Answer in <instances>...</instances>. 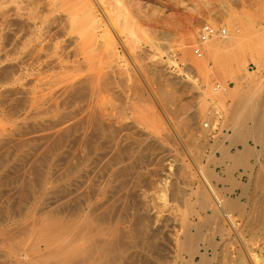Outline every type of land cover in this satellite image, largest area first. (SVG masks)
I'll list each match as a JSON object with an SVG mask.
<instances>
[{"label":"rangeland","instance_id":"1","mask_svg":"<svg viewBox=\"0 0 264 264\" xmlns=\"http://www.w3.org/2000/svg\"><path fill=\"white\" fill-rule=\"evenodd\" d=\"M89 1L0 0V264H9V259L10 264H51L45 261L48 245L62 243L71 231L69 238L77 245L93 240L98 244L102 239L105 243V238L110 242L109 234L119 232L116 241L121 244L115 247L121 251L116 255L112 249L117 259L110 253L108 264H262L264 144L250 137L243 140L246 127L257 124L239 118L235 111L239 98L235 79L264 81V0H238L237 4L223 0V7L222 0H108L102 6L97 0ZM203 26L224 28L227 37L238 43L230 51H221L220 46L212 56L209 45L225 40L211 39L202 46L198 59L193 48ZM236 59L239 70L234 66ZM92 69L100 73L99 99L104 97L105 113L109 111L115 132L108 140L91 126L84 125L91 132L82 128L79 117L73 116V122L68 119V113L77 108L78 94L62 99L74 102L61 103L60 117L33 115L29 99L35 89L60 85L57 90L72 78L90 75ZM261 93L262 100L263 87ZM197 109L200 116L190 128L185 122ZM209 119L218 131L204 130ZM67 126L74 127L70 128L73 134L61 136L59 128L63 133ZM237 129L242 143L235 140ZM94 146L101 151L94 154ZM245 147L262 152L258 161L249 160L250 169L234 162ZM108 160L112 163L109 170ZM198 166L213 173L212 184L220 198L236 206L231 215L241 237L234 229L228 230V222L215 212V201L207 193ZM99 189H104L105 198L96 215L90 216L84 196L97 194ZM100 214H105V225L98 223L103 218ZM142 218L147 219L141 222ZM86 223L94 224L93 229L87 226L94 230L90 234ZM102 232L105 235L95 234ZM253 234L258 240H250ZM225 235L230 237L225 239ZM44 239L49 240L44 243ZM188 240L199 254H189ZM23 254L30 256L27 261H19Z\"/></svg>","mask_w":264,"mask_h":264},{"label":"bare ground","instance_id":"2","mask_svg":"<svg viewBox=\"0 0 264 264\" xmlns=\"http://www.w3.org/2000/svg\"><path fill=\"white\" fill-rule=\"evenodd\" d=\"M105 1H108V0H97V3H99L100 4V6H102V4L105 2ZM235 4H237L238 3V0H232ZM221 2V1H220ZM87 3L88 4H90V1L89 0H87ZM225 3H223V0H222V2H221V4H220V6L221 7H223V6H225L224 5ZM89 12H90V14L94 17L93 18V21H96V14H95V10H94V8H91V9H89ZM103 14H105L106 15V17L110 20V19H112L111 18V15L109 14V13H106L105 11H104V13ZM2 28H3V26H2ZM1 30V29H0ZM3 31V30H2ZM223 40H225V41H220V42H222L221 44H220V42L218 43V41L217 42H212L210 45H209V43H208V45H209V50L210 51H208L209 52V54L210 55H212V56H216L217 54V52L219 51V47L221 46L222 48H223V50H221V51H224V50H229L233 45H235L236 43H238V41L236 40V39H234V38H232L231 36H229V37H227V35L224 37V39ZM211 41V40H210ZM238 45V44H237ZM38 46H40V45H38ZM236 46V45H235ZM22 47H23V45H22ZM208 48V47H207ZM233 48V47H232ZM23 49H24V47H23ZM36 49V48H35ZM39 49V48H38ZM25 50V49H24ZM233 50V49H232ZM238 50V49H237ZM36 51V50H35ZM39 52L41 51V50H38ZM37 51V53H38V55H39V52ZM230 51V50H229ZM236 51V50H235ZM42 52V51H41ZM232 52V51H231ZM229 53V52H228ZM216 54V55H215ZM224 54V53H223ZM236 54V53H235ZM24 55V54H23ZM27 55V54H26ZM33 55V54H32ZM35 55H37L36 53H35ZM37 55V57H35L34 59L35 60H37L36 62H38V60H39V56ZM234 55V54H233ZM237 55H239V54H237ZM244 55V54H243ZM29 56V55H28ZM235 56V55H234ZM233 56V57H234ZM22 57V56H21ZM229 57V56H228ZM232 57V56H231ZM236 57V56H235ZM234 57V58H235ZM218 58V57H217ZM238 58V57H237ZM26 59V58H25ZM45 59V58H44ZM225 59V58H224ZM240 59V58H239ZM231 60H232V58H231ZM42 61V60H41ZM238 59H236L235 60V67H236V69L237 70H239L240 68H239V66H237V63H238ZM241 62V61H240ZM239 62V63H240ZM34 63H35V61H34ZM33 63V64H34ZM41 63V62H40ZM81 63V62H80ZM227 63V62H226ZM232 63H234L233 61H232ZM241 64H243L242 62H241ZM52 65V64H51ZM233 65V64H232ZM48 66H49V64H48ZM58 66V65H57ZM85 66V65H84ZM241 66H243V65H241ZM46 67V66H45ZM52 67V66H51ZM55 67H56V65H55ZM234 67V68H235ZM40 68H42V67H40ZM47 68V67H46ZM88 68V67H87ZM230 68V67H229ZM60 69V68H59ZM72 69V68H71ZM78 69V68H77ZM91 68H89V70H90ZM244 69V68H243ZM58 70V69H57ZM81 70V69H80ZM87 70V69H86ZM56 71V70H55ZM91 71H94L93 69L91 70ZM90 71V72H91ZM39 72V71H38ZM51 72V71H50ZM84 72H85V70H84ZM83 72V73H84ZM95 72V73H94ZM94 72H92L90 75H86L85 77H80V75H79V78H72L71 80H73L71 83H69V85L67 84V82H64L65 83V87L63 86V87H58L57 88V90L55 89L57 86H60V85H57V84H60V83H57L56 85V87H52V89H55V90H52L51 88H47V90H45V91H39V90H41V88L39 89L38 87V89H35L37 92L36 93H34L33 95H32V97L33 98H31V99H29V101H32L33 100V107L35 108L34 110H35V114H33V115H37V116H39V115H41V116H43V115H49L50 113L51 114H53V115H55V116H59V115H61V113H60V111H61V109H60V107H64V106H60L61 105V103H64V102H62V99H63V101H64V98L65 97H71V96H69L70 94L72 95V93H74V94H78L77 96H75V100H77L76 102V105H77V110L75 111L74 110V108H73V110H74V112H70V114L68 113V112H66V113H68V119H72V117L73 116H77V117H79V119L78 120H80L82 123H80L82 126H84V125H86V126H88V127H92V129L93 130H95L94 132H99V134L101 133L102 134V138L104 139L105 138V140H108L109 139V134H112L111 132H113V127H112V124H111V121H110V119H111V116H110V119H109V111H108V115L105 113V108H104V106H105V104H104V97L102 98V99H99V94L101 93L100 91H98V90H100V89H98V84H97V82H98V74H100V73H98V74H96V71H94ZM240 72V71H239ZM36 73H37V71H36ZM48 73H49V71H48ZM82 73V72H81ZM89 73V72H88ZM88 73H86V74H88ZM68 74V73H67ZM44 75V74H43ZM65 75V74H64ZM63 75V76H64ZM81 75H83V74H81ZM39 76L40 75H35V77H37V78H39ZM41 76H42V74H41ZM46 76V75H45ZM66 76V75H65ZM75 76H77V75H75ZM100 76V75H99ZM250 76V75H249ZM62 77V76H61ZM69 77H71V76H69ZM73 77V76H72ZM78 77V76H77ZM263 77V76H262ZM261 78V77H260ZM55 79V78H54ZM65 79V78H64ZM263 79V78H262ZM36 80V84L38 85V84H40V81H39V79H35ZM53 80V79H52ZM101 80V79H100ZM61 81V80H60ZM63 81V80H62ZM67 81V80H66ZM47 82V81H46ZM51 82V81H50ZM49 82V83H50ZM57 82H58V80H57ZM33 83V82H32ZM44 83V82H43ZM49 83L47 84L48 85V87H50V85H49ZM53 83H55V82H53ZM235 83H236V87H239V90H238V96L236 97V98H238L237 100V104H236V113H237V115L239 116V118L240 117H242V116H244V117H246V118H248V119H251V120H253L254 122H256V124L257 125H254V127H251V128H249L248 129V127H246L247 128V131H244V132H242V133H244V138H243V140L244 139H246L247 137L249 138H253V139H255V140H258V142L259 143H261V144H264V139H263V135H264V98H262V100L260 99L261 97V95H262V93H261V89H262V87L264 88V81L263 80H258V79H254V77H250V79H247V78H244V77H238V78H236L235 79ZM42 84V83H41ZM46 84V83H45ZM46 85V86H47ZM51 85H54V84H51ZM63 85V83L61 84V86ZM40 86H45V85H40ZM55 86V85H54ZM136 88V87H135ZM44 89H46V87L44 88ZM35 90H34V92H35ZM137 90V89H136ZM38 91L40 92V93H38ZM140 91V90H139ZM31 92V91H30ZM76 92H78V93H76ZM263 92V91H262ZM29 93V92H28ZM170 93V92H169ZM73 94V95H74ZM171 94V93H170ZM170 94H168L167 93V96H172V95H170ZM72 95V98L74 97ZM30 96V95H29ZM101 96V95H100ZM165 97V99L167 98L168 99V97ZM67 97V98H68ZM102 97V96H101ZM106 98V97H105ZM173 98V97H172ZM69 99H71V98H69ZM68 99V100H69ZM73 100V102H74V99H72ZM23 101V100H22ZM66 101V100H65ZM70 101V100H69ZM104 101V102H103ZM24 102V101H23ZM68 101H66L65 103H67ZM72 101L69 103L68 102V104L69 105H71L72 103H73ZM64 103V104H65ZM235 103H236V101H235ZM25 104V103H24ZM74 105H75V103H74ZM74 105H73V107H74ZM30 107H31V104L29 105ZM40 106H43L44 107V110H42V109H40ZM60 106V107H59ZM42 107V108H43ZM69 106H66V109H71V107H69ZM109 107V106H108ZM107 107V108H108ZM28 109H29V107H28ZM64 109V108H63ZM62 109V110H63ZM33 110V109H32ZM107 110V109H106ZM198 110V109H197ZM194 111L193 112V114L187 119V122H185V125H186V123H187V125L191 128L192 126H193V124H195L196 122V119H198V116H200L199 114H200V111L198 110V111ZM70 111V110H69ZM32 112H34V111H32ZM214 112V111H213ZM63 114V113H62ZM31 115H32V113H31ZM64 115H66V114H64ZM218 114H216V112L214 113V116H217ZM40 117V116H39ZM60 117V116H59ZM63 117V116H62ZM61 117V119H63ZM70 117V118H69ZM234 117V116H233ZM56 118H58V117H56ZM235 118V117H234ZM246 118H245V121H246ZM31 119V118H30ZM54 119V118H53ZM59 119V118H58ZM64 119H67V118H65L64 117ZM68 119H67V121H68ZM214 119V118H213ZM43 120V119H42ZM57 120V119H56ZM76 120V119H75ZM210 120V119H209ZM64 121H66V120H64ZM69 121H71V120H69ZM74 121V119H72V122ZM79 121V122H80ZM210 121H212V124H213V120H210ZM38 122V121H37ZM40 122H42V121H40ZM54 122V121H53ZM61 122V121H60ZM237 122V121H236ZM50 123V122H49ZM68 123V122H67ZM78 123V122H77ZM241 123H243V122H241ZM43 124H44V122H43ZM42 124V125H43ZM58 124V123H57ZM69 124H70V122H69ZM75 124V123H74ZM79 124V125H80ZM234 124V123H233ZM238 124V123H237ZM53 125H55V124H53ZM60 126V125H59ZM63 126V125H62ZM236 126V125H235ZM239 126V125H238ZM237 126V127H238ZM49 127V126H48ZM69 126H67V128L66 129H64L63 130V133H62V130L59 128V132L61 131V133H59L60 135L61 134H63V136L65 135V136H68V135H70V132H71V134H73V131H71V129L70 128H74L73 126L72 127H70V128H68ZM76 127H78V126H76ZM81 127V126H80ZM183 127H184V125H183ZM58 128H57V130H58ZM79 128V127H78ZM82 128H86L87 129V127H82ZM81 128V129H82ZM194 128H195V126H194ZM193 128V129H194ZM204 128V127H203ZM55 129V128H54ZM80 129V130H81ZM188 129V128H187ZM186 129V130H187ZM235 129V128H234ZM241 129H243V128H241ZM72 130H74V129H72ZM192 130V129H191ZM190 130V132H192ZM195 130V129H194ZM205 130V129H204ZM87 131H90L91 132V129L89 130V129H87ZM206 132H210V131H207V130H205ZM204 131V132H205ZM237 131H238V129H237ZM237 131H236V133H237ZM241 131V130H240ZM75 132V131H74ZM85 132H86V130H85ZM239 132V131H238ZM52 133V132H51ZM83 133H84V130H83ZM113 133H115V132H113ZM53 134V133H52ZM87 134H88V132H87ZM98 134V135H99ZM238 135L235 137V140H236V142H239V141H241V143H242V140H239V136L240 135H242V134H240V132L239 133H237ZM85 136H87L86 134H84ZM83 135V136H84ZM114 135V134H113ZM113 135H112V138H113ZM51 136V135H50ZM62 136V135H61ZM71 136V135H70ZM111 136V135H110ZM5 137H8V136H5ZM88 137V136H87ZM100 137V136H99ZM115 137V136H114ZM232 137V136H231ZM84 137H82V139H83ZM111 138V137H110ZM11 139V138H10ZM80 139V138H79ZM85 139H87V138H85ZM85 139H83V141H85ZM242 139V138H241ZM66 140V139H65ZM97 140V139H96ZM104 140V141H105ZM7 141H9V139L7 140ZM11 141H13V140H10V142ZM58 141V140H57ZM103 141V142H104ZM110 141V140H109ZM53 142V141H52ZM66 142V141H65ZM87 142V141H86ZM235 142V141H234ZM1 143V142H0ZM3 143V142H2ZM8 143V142H7ZM59 143H60V141H59ZM59 143H58V145H59ZM93 143V142H92ZM108 143V142H107ZM9 144V143H8ZM11 144V143H10ZM61 144V143H60ZM79 144V143H78ZM82 144V143H81ZM80 144V145H81ZM112 144H114V143H112ZM92 145H95V143L94 144H92ZM2 146V145H1ZM0 146V147H1ZM4 146V145H3ZM56 146V145H55ZM90 146H91V144H90ZM89 146V147H90ZM87 147V146H86ZM89 147H88V149H89ZM95 147V146H94ZM99 147V146H98ZM220 147H221V145H220ZM18 148H20V146L18 147ZM53 148V147H52ZM61 148V147H60ZM91 148V147H90ZM104 148V147H103ZM93 149V153L95 154V153H97L98 151H101V148L99 147V149L100 150H98L97 151V147H95V148H92ZM108 149V148H107ZM104 150V149H103ZM86 151V150H85ZM76 152V151H75ZM77 152H78V150H77ZM84 152V151H83ZM224 155L227 157L228 156V151L225 149L224 151ZM90 153V152H89ZM92 152H91V154H93ZM103 153H105V152H103ZM107 153V152H106ZM262 153V152H261ZM261 153L259 152V153H257V152H255V151H253L252 149H250L249 147H245L244 148V150L243 151H241V153H239L238 155H237V157L234 159V162H236L237 164H239V165H241L240 167H242V166H244L246 169H250L251 167H250V165H249V160L251 159V158H256V160L258 161L260 158H261ZM88 155H90V154H88ZM101 155V157H103L104 158V156H102V153L100 154ZM107 155H109V154H107ZM99 156V155H98ZM225 156L223 157V158H225ZM100 157V156H99ZM212 157V156H211ZM122 158V157H121ZM197 158H199L200 159V157L198 156ZM93 159H95V160H97L98 158L96 157H94ZM115 159V158H114ZM81 160H83V159H81ZM92 160V159H91ZM103 160V159H102ZM85 161V160H84ZM98 161H100V160H98ZM97 162V161H96ZM95 162V163H96ZM104 162V161H103ZM108 162V164L107 165H105V166H107L106 167V169H111V167H112V163H110V160H108L107 161ZM98 163V162H97ZM258 163V162H257ZM104 164V163H103ZM236 164V165H237ZM79 165H81V164H79ZM93 166V165H92ZM80 167V166H79ZM83 167V166H82ZM82 167H80L81 169H82ZM115 168V167H114ZM81 169L79 170V171H81ZM113 169V168H112ZM97 170V169H96ZM108 170H107V172H108ZM198 171H199V173H200V176L202 177V182H203V184H204V186L206 187V189L208 190V192L207 193H209L210 194V197L215 201V212L216 213H218L219 215H221L227 222H228V224H229V226L231 227V229L229 228L228 230H232V229H234V231L237 233V236H239V237H241L242 235H241V232L240 231H236V226H235V219H233V217L234 216H232V215H234V214H232L231 213V209L232 208H235L236 206L235 205H233L232 203H225L224 201H223V199H221L220 198V196H219V193H218V191H217V189L215 188V186L212 184V174L210 175V173L208 172V171H206L205 172V169L202 167V166H198ZM103 172H105V169H104V171ZM98 173V172H97ZM102 173V172H101ZM70 174V173H69ZM68 174V175H69ZM79 175V174H78ZM107 176H108V178H109V175H108V173L106 174ZM69 176H71V174L69 175ZM68 176V177H69ZM114 176V175H113ZM87 177V176H86ZM95 177V176H94ZM98 177V176H97ZM66 178V177H65ZM80 178V177H79ZM88 178V177H87ZM96 178V177H95ZM67 179V178H66ZM80 179H82V178H80ZM87 181V180H86ZM92 182V181H91ZM264 182V181H263ZM106 183V182H105ZM262 183V182H261ZM71 184V183H70ZM79 184V183H78ZM69 187V186H68ZM264 187V186H263ZM89 188H91V187H89ZM97 188V187H96ZM85 189V188H84ZM94 189V188H93ZM68 190V189H67ZM72 191V190H71ZM91 191V190H90ZM89 191V192H90ZM93 191V190H92ZM76 193V192H75ZM69 194V193H68ZM67 194V195H68ZM105 191H104V189L103 190H101V189H99L98 190V192H97V194H96V192H91V193H89V195H85L84 196V199L86 198V199H88L87 200V203H86V206H87V208H88V210H89V213H91V215L90 214H86V215H90V216H92V214H95L96 215V213L98 212L97 211V209H98V207H99V205L100 204H102L101 203V200L103 201V199L105 198ZM75 195V194H74ZM76 197V196H75ZM80 197H83L82 196V194H81V196ZM209 197V198H210ZM69 199V198H68ZM67 199V200H68ZM77 199V198H76ZM225 200V199H224ZM77 201V200H76ZM226 201V200H225ZM67 202V201H66ZM66 202H65V204H66ZM70 202V201H69ZM68 202V203H69ZM73 203V202H72ZM66 206V205H65ZM208 206V205H207ZM211 206H213V205H211ZM238 206V205H237ZM67 207V206H66ZM238 208V207H237ZM237 210V209H236ZM88 212V211H87ZM232 214V215H231ZM102 214H100V216H101ZM105 215V214H104ZM104 215H102L103 216V218L102 219H105L106 217H104ZM140 215V214H139ZM107 216V215H106ZM141 216V215H140ZM215 216V215H214ZM143 217V216H142ZM89 218V217H88ZM184 218V217H183ZM85 219H86V217H85ZM89 219H91V218H89ZM101 218H100V220H98V223L100 224V222H101V224L102 225H105V223L104 222H107V219H105V221L104 220H102ZM144 218H142V219H139V220H141V222H143V221H145L146 219H144ZM186 219V218H185ZM184 219V220H185ZM93 220V219H92ZM143 220V221H142ZM86 221V220H85ZM87 221H88V219H87ZM86 221V222H87ZM94 221H96V220H93V222ZM137 221V220H136ZM183 221V220H182ZM189 221V220H188ZM43 222V221H42ZM89 222H90V220H89ZM92 222V221H91ZM90 222V223H91ZM168 222V221H167ZM191 222V221H190ZM89 223V224H90ZM104 223V224H103ZM138 223V222H137ZM140 223V222H139ZM147 223H148V221H147ZM183 223V222H182ZM192 223H195V222H192ZM191 223V224H192ZM82 224H85V223H82ZM87 224V223H86ZM89 224H87L86 225V229H88L87 228V226L89 227L90 226V228H92L93 229V227L92 226H94V224L93 225H89ZM92 224V223H91ZM143 225L144 224H146V222L145 223H142ZM169 224V223H168ZM168 224H166L167 226H169ZM98 225V224H97ZM97 225H96V227H97ZM142 225V226H143ZM147 225V224H146ZM149 225V224H148ZM184 225V224H183ZM38 226V225H37ZM40 226V225H39ZM83 226V225H82ZM139 226H141V225H139ZM166 226V227H167ZM184 226H189V224H187V223H185V225ZM192 226V225H191ZM33 227H34V224H33ZM77 227V226H76ZM106 227V226H105ZM144 227V226H143ZM165 227V228H166ZM223 227V226H222ZM36 228V227H35ZM78 228H79V230L82 228H80V226L78 225ZM77 228V229H78ZM104 228V227H103ZM102 228V229H103ZM116 228V227H115ZM145 228H147L146 226L144 227V229ZM228 228V227H227ZM70 229H74V228H70ZM92 229H88L89 231H88V233L90 234L91 232H93L92 231ZM112 229V228H111ZM139 229V228H138ZM143 229V228H142ZM171 229V228H170ZM226 229V228H225ZM225 229H224V231H225ZM242 229V228H241ZM249 229V228H248ZM78 230V231H79ZM100 230V227L98 228V231ZM104 230V229H103ZM107 230V229H106ZM105 230V231H106ZM167 230V229H166ZM185 230V229H184ZM220 230V229H219ZM222 230V229H221ZM33 231H35L34 229H33ZM32 231V232H33ZM75 231H76V228H75ZM78 231H76V232H78ZM82 230H80V233H82L81 232ZM91 231V232H90ZM164 231V230H163ZM223 231V232H224ZM104 232V231H103ZM102 232V233H103ZM112 232V231H111ZM169 232V231H168ZM168 232H167V234H168ZM183 232V231H182ZM185 232V231H184ZM231 232V231H230ZM252 232H254V231H252ZM35 233V232H34ZM71 233H72V231H71ZM71 233H69V232H67L66 234H67V236H66V238L64 237V241L62 242V243H60V244H58V243H56V242H53L54 243V245L55 246H51V248H49V246L50 245H48V250L49 251H46V252H48V253H46L45 255V257H46V259H45V261L47 262V263H51V264H104V263H106V262H108V257L107 256H109V257H111L110 256V253H112V255H115V254H113V250L112 249H116V248H119V247H115V245H116V243H118V241H119V239H118V241H116L117 240V236L116 235H118L119 234V232L115 235V233L113 234H111L113 237H111V235L109 234V237H110V242L108 241L109 239L107 238H105V243H103V239H102V242H99L98 244L96 243L97 241H95V240H93V239H91V240H93V241H91V242H89L87 245H86V243H78L79 245H77V244H74V242L71 240V239H73L72 237L71 238H69L70 237V235H71ZM226 233V232H225ZM261 233V232H260ZM73 234V233H72ZM76 233H74V235H75ZM95 234H97V235H105V233H103V234H101V233H95ZM184 234V233H183ZM222 234V233H221ZM235 234V233H234ZM242 234H244V232L242 233ZM77 235V234H76ZM75 235V236H76ZM236 235V234H235ZM254 235V234H253ZM31 236H32V234H31ZM30 235H29V237H31ZM40 236V235H39ZM72 236V235H71ZM86 236V235H85ZM115 236H116V238H115ZM120 236V235H119ZM226 236V235H225ZM232 236V235H231ZM234 236V235H233ZM51 237V236H50ZM53 237V236H52ZM77 237V236H76ZM75 237V238H76ZM80 237V236H79ZM103 237H105V236H103ZM121 237V236H120ZM119 237V238H120ZM184 237V236H183ZM227 237H230V236H226L225 237V239L227 238ZM252 238L250 239V240H256L257 238H258V235H254V237L253 236H251ZM18 238V237H17ZM60 238V240H61V237H59ZM112 238V239H111ZM235 238V237H234ZM50 239V238H49ZM48 239V240H49ZM53 239H55V238H52V240ZM95 239V238H94ZM97 239V238H96ZM100 239V238H99ZM129 239V238H128ZM163 239H165V238H163ZM232 239H233V237H232ZM19 240V239H18ZM48 240L47 239H44L43 240V242L44 243H46V242H48ZM51 240V241H52ZM58 240V239H57ZM101 240V239H100ZM99 240V241H100ZM121 240V239H120ZM166 240V239H165ZM164 240V241H165ZM180 240V239H179ZM239 240H240V238H239ZM258 240V239H257ZM10 241V240H9ZM20 241V240H19ZM62 241V240H61ZM175 241V240H174ZM261 241H263V240H261ZM58 242V241H57ZM167 242V241H166ZM165 242V243H166ZM11 243V242H10ZM13 243V242H12ZM43 243V244H44ZM101 243H103V244H101ZM120 244H121V242H119ZM118 243V244H119ZM176 243H178V242H176ZM184 243V242H183ZM228 243V242H227ZM226 243V244H227ZM262 243V242H261ZM263 243H264V241H263ZM117 244V245H118ZM192 244V242H191V240H188V242H186V245H185V248L187 249V251L189 252V254H191V255H195V254H199V250L197 249V248H192L190 245ZM197 244H198V242H197ZM248 244H250V242L248 243ZM253 244V243H252ZM251 244V245H252ZM13 245V244H12ZM74 245H77V247H74ZM146 245V244H145ZM172 245V244H171ZM174 245V244H173ZM246 245V244H245ZM15 246H17V245H15ZM24 246V245H23ZM119 246V245H118ZM141 246V245H140ZM261 246V245H260ZM3 247H5V246H3ZM122 247V246H121ZM175 247H176V245H175ZM225 247V246H224ZM12 248V247H11ZM10 248V249H11ZM24 248H26V247H24ZM23 248V249H24ZM131 248V247H130ZM213 248V247H212ZM243 248H246V250H247V252L249 253V260H251V263H253L254 262V260H252L253 258L250 256V252H251V250L249 249L250 247L248 246V245H246L245 247H243ZM260 248H262V247H260ZM122 249V248H121ZM171 249V248H170ZM178 249V248H177ZM8 250V249H7ZM12 250V249H11ZM168 250V249H167ZM215 250V249H214ZM263 250V249H262ZM6 251V250H5ZM14 251H16V250H14ZM18 251V250H17ZM20 251H21V253L23 252L22 251V249H20ZM118 251H121V250H119V249H116V251L114 252V253H116V255H118ZM9 253V251H6V254H8ZM165 252V251H164ZM243 252H245V251H243ZM247 252H246V254H247ZM264 252V251H263ZM11 253H13L12 251H10V253L9 254H11ZM206 253V252H205ZM5 254V253H4ZM5 254V255H6ZM17 254V253H16ZM97 254V255H96ZM121 254V253H120ZM119 254V255H120ZM175 254V253H174ZM202 254V253H201ZM116 255H115V258H116ZM245 255V254H244ZM8 256V255H7ZM13 256V255H12ZM41 256H43L42 254H41ZM205 256H206V254H205ZM228 256V255H227ZM226 256V257H227ZM24 257V258H23ZM23 257H21L22 258V260H21V258H19V261H27V258H29V257H27L26 255H24L23 254ZM107 257V258H106ZM114 257V256H113ZM119 257V256H118ZM120 257H122V256H120ZM200 257V256H199ZM204 257V256H203ZM244 257H246V255L244 256ZM4 258H6L5 256H4ZM32 258V257H31ZM30 258V259H31ZM189 258H190V256H189ZM112 259V258H111ZM110 258H109V262H110V260H111ZM117 259V258H116ZM123 259H124V257H123ZM193 259V258H192ZM244 259V258H243ZM7 260V259H6ZM114 260V259H113ZM119 260V259H118ZM117 260V261H118ZM242 260V259H241ZM245 260V259H244ZM14 261V260H13ZM116 261V260H115ZM121 261V260H120ZM163 261V260H162ZM240 261V260H239ZM7 262H9V264L11 263V260L9 259V261L7 260ZM119 262V261H118ZM243 262V261H242ZM241 262V263H242ZM246 262V261H245ZM14 263H16V261L14 262ZM116 263V262H115ZM248 263V262H247ZM5 264H6V262H5ZM13 264V263H12ZM18 264V263H17ZM20 264V263H19ZM39 264H42V262L41 263H39ZM46 264V263H45ZM106 264H108V263H106ZM255 264V263H254ZM262 264H264V261H263V263Z\"/></svg>","mask_w":264,"mask_h":264},{"label":"built area","instance_id":"3","mask_svg":"<svg viewBox=\"0 0 264 264\" xmlns=\"http://www.w3.org/2000/svg\"><path fill=\"white\" fill-rule=\"evenodd\" d=\"M227 34L226 29L224 28H213L210 26H203L200 28L198 33V44L193 48L194 55L198 58H202V46L209 40L214 38H223ZM218 90H220V87H218ZM204 129L207 131L215 132L218 131L219 128L214 130V127H212V123L210 120L206 121L204 123Z\"/></svg>","mask_w":264,"mask_h":264}]
</instances>
